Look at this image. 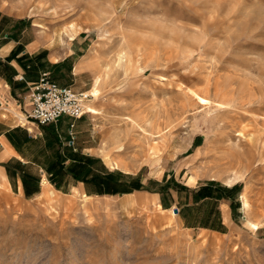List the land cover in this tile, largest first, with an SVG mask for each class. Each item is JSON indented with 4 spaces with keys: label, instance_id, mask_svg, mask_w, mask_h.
<instances>
[{
    "label": "rangeland",
    "instance_id": "rangeland-1",
    "mask_svg": "<svg viewBox=\"0 0 264 264\" xmlns=\"http://www.w3.org/2000/svg\"><path fill=\"white\" fill-rule=\"evenodd\" d=\"M1 14L41 37L39 63L79 49L48 75L91 96L82 146L159 179L163 200L240 194L221 234L156 199L0 187V264H264V0H0Z\"/></svg>",
    "mask_w": 264,
    "mask_h": 264
},
{
    "label": "crops",
    "instance_id": "crops-1",
    "mask_svg": "<svg viewBox=\"0 0 264 264\" xmlns=\"http://www.w3.org/2000/svg\"><path fill=\"white\" fill-rule=\"evenodd\" d=\"M41 40L24 25L19 27L16 18L0 15V187L24 200L52 192L84 195L87 199H133L149 206H154L156 199L162 209L175 211L177 220L187 230L227 232L234 223L232 205L238 201L237 188L222 189L213 184L198 187L189 190L185 202L178 191L171 190L170 199L163 200L156 190L159 179L142 175V169H118L93 148L80 144L79 134L88 115L78 120L62 117L46 126L32 122L25 125L32 111V85L79 51L62 58L47 52V60L39 63L37 57L43 53L45 56L47 49ZM71 124H75L74 144Z\"/></svg>",
    "mask_w": 264,
    "mask_h": 264
},
{
    "label": "built area",
    "instance_id": "built-area-1",
    "mask_svg": "<svg viewBox=\"0 0 264 264\" xmlns=\"http://www.w3.org/2000/svg\"><path fill=\"white\" fill-rule=\"evenodd\" d=\"M32 111L26 117L28 124L46 126L56 123L62 117L78 120L90 114L91 96L77 92L71 87L60 86L52 81L48 74H42L39 81L30 89ZM75 124L70 126L71 144H74Z\"/></svg>",
    "mask_w": 264,
    "mask_h": 264
},
{
    "label": "bare ground",
    "instance_id": "bare-ground-1",
    "mask_svg": "<svg viewBox=\"0 0 264 264\" xmlns=\"http://www.w3.org/2000/svg\"><path fill=\"white\" fill-rule=\"evenodd\" d=\"M97 82V81H96ZM90 109V108H89ZM90 114H92V115H97V113L95 112V111H93L92 109H90ZM52 192V191H51ZM51 194V193H50ZM52 194H53V192H52ZM242 198H243V200H246L247 199V197H246V194L245 193H243V195H242ZM245 208L247 209V210H249L250 209V205L245 201ZM250 225L255 229V230H258L259 229V226L258 225H256V224H253V223H250Z\"/></svg>",
    "mask_w": 264,
    "mask_h": 264
}]
</instances>
